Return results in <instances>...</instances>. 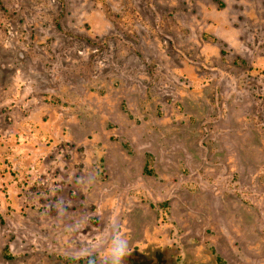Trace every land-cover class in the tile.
<instances>
[{"label":"rangeland","instance_id":"1","mask_svg":"<svg viewBox=\"0 0 264 264\" xmlns=\"http://www.w3.org/2000/svg\"><path fill=\"white\" fill-rule=\"evenodd\" d=\"M121 237L264 264V0H0V264Z\"/></svg>","mask_w":264,"mask_h":264},{"label":"clouds","instance_id":"2","mask_svg":"<svg viewBox=\"0 0 264 264\" xmlns=\"http://www.w3.org/2000/svg\"><path fill=\"white\" fill-rule=\"evenodd\" d=\"M110 255L111 264H125V258L130 255L128 240L123 237L114 240Z\"/></svg>","mask_w":264,"mask_h":264},{"label":"trees","instance_id":"3","mask_svg":"<svg viewBox=\"0 0 264 264\" xmlns=\"http://www.w3.org/2000/svg\"><path fill=\"white\" fill-rule=\"evenodd\" d=\"M143 171L146 172V173L148 172V171L146 170V165L144 166Z\"/></svg>","mask_w":264,"mask_h":264}]
</instances>
